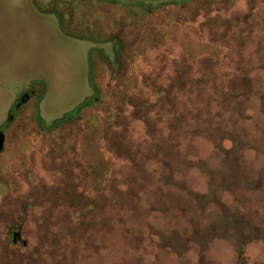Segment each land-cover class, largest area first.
<instances>
[{
  "label": "rangeland",
  "instance_id": "rangeland-1",
  "mask_svg": "<svg viewBox=\"0 0 264 264\" xmlns=\"http://www.w3.org/2000/svg\"><path fill=\"white\" fill-rule=\"evenodd\" d=\"M26 92L0 264H264V0H0Z\"/></svg>",
  "mask_w": 264,
  "mask_h": 264
},
{
  "label": "flooded vegetation",
  "instance_id": "flooded-vegetation-1",
  "mask_svg": "<svg viewBox=\"0 0 264 264\" xmlns=\"http://www.w3.org/2000/svg\"><path fill=\"white\" fill-rule=\"evenodd\" d=\"M32 95L26 92L22 100L11 110L6 122L0 128V155L4 153L6 149V143L8 139L9 130L17 124L20 117V109L25 104L32 100Z\"/></svg>",
  "mask_w": 264,
  "mask_h": 264
},
{
  "label": "trees",
  "instance_id": "trees-1",
  "mask_svg": "<svg viewBox=\"0 0 264 264\" xmlns=\"http://www.w3.org/2000/svg\"><path fill=\"white\" fill-rule=\"evenodd\" d=\"M73 115H77L76 113H73Z\"/></svg>",
  "mask_w": 264,
  "mask_h": 264
}]
</instances>
